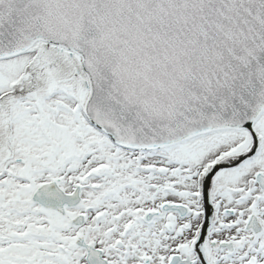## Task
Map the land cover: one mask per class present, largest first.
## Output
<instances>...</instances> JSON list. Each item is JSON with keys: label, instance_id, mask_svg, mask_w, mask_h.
I'll return each instance as SVG.
<instances>
[{"label": "snow or ice", "instance_id": "snow-or-ice-1", "mask_svg": "<svg viewBox=\"0 0 264 264\" xmlns=\"http://www.w3.org/2000/svg\"><path fill=\"white\" fill-rule=\"evenodd\" d=\"M0 264H264V0H0Z\"/></svg>", "mask_w": 264, "mask_h": 264}]
</instances>
